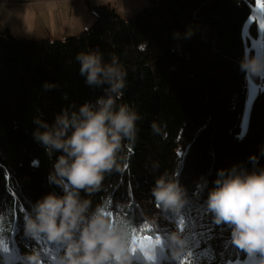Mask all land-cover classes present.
Listing matches in <instances>:
<instances>
[{
	"label": "trees",
	"instance_id": "16d2710c",
	"mask_svg": "<svg viewBox=\"0 0 264 264\" xmlns=\"http://www.w3.org/2000/svg\"><path fill=\"white\" fill-rule=\"evenodd\" d=\"M150 2L130 19L110 4L95 6V23L77 37L24 40L0 31V250L10 243L13 225L26 233L25 215L37 200L63 195L49 179L60 153L49 157L34 139V119L52 124L64 108L102 95L85 84L75 59L99 49L106 62L117 56L126 69L117 103L128 104L140 119L135 140L122 141V171L106 173L91 195L81 191L91 201L89 212L100 206L113 220L124 219L132 238L158 235L167 247L168 235L179 230L186 245L174 264H225L247 254L206 202L220 169L264 168V88L247 129L241 128L248 84L240 69L248 51L243 28L256 0ZM188 29L192 35L185 38ZM45 83L55 87L46 90ZM165 172L185 190L179 213L157 207L152 196ZM55 242L62 244L51 241L53 247Z\"/></svg>",
	"mask_w": 264,
	"mask_h": 264
},
{
	"label": "clouds",
	"instance_id": "9594fccd",
	"mask_svg": "<svg viewBox=\"0 0 264 264\" xmlns=\"http://www.w3.org/2000/svg\"><path fill=\"white\" fill-rule=\"evenodd\" d=\"M173 35L179 38L180 33ZM184 35L189 38L191 29ZM75 59L85 84L99 88L102 95L78 108H64L52 124L34 119V139L49 157L60 153L49 179L61 187L63 195L51 192L37 200L25 216V232L61 242L64 247L57 264H132L136 251L129 224L124 219L113 220L100 206L89 212L91 201L80 193L91 195L101 188L106 173L122 171L118 153L122 141L135 140L140 116L128 104L117 103L124 96L127 77L117 56L106 62L99 49H90ZM240 69L251 76L264 74V52L245 53ZM52 87L44 84L46 90ZM152 128L159 131L156 124ZM250 160L255 162L257 157ZM151 191L157 207L165 210L179 213L186 202L185 190L174 173L160 175ZM206 203L215 222L231 228L233 244L249 255L264 254V168L248 171L233 165L220 169ZM167 242L173 256L185 249L186 240L179 230L171 232ZM24 259L25 264H43L36 249ZM257 264H264V259Z\"/></svg>",
	"mask_w": 264,
	"mask_h": 264
},
{
	"label": "rangeland",
	"instance_id": "374dc122",
	"mask_svg": "<svg viewBox=\"0 0 264 264\" xmlns=\"http://www.w3.org/2000/svg\"><path fill=\"white\" fill-rule=\"evenodd\" d=\"M20 1V0H19ZM22 1V0H21ZM27 1V0H23ZM33 8L25 7V10H12L9 13L5 25L1 28L10 29V34L17 39H64L79 35L83 31L91 28L96 21V17L91 11L93 6L86 7L87 0H78L79 2L68 0H29ZM118 1L117 13L123 19H130L134 15L133 6H139L140 10L145 7H151L150 0H116ZM144 1V3H143ZM83 3L85 7H82ZM90 4L91 1H90ZM115 4V3H114ZM94 9V7H93ZM95 10V9H94ZM243 39L248 49L247 53L256 51L264 52V12L261 11L259 4L255 2L251 6V11L243 28ZM264 78V74H261ZM257 82L250 78V83L246 84L245 106L241 116V128L247 129L249 113L253 101L261 92ZM27 215V213H26ZM25 215V216H26ZM18 230V227L12 229L10 243L0 250V264H25V254L28 251L36 249L40 252L43 264H57L58 256L63 251V244L55 242L57 247L51 245V241L44 235H27ZM18 234L23 235V240L17 238ZM162 240L157 244L153 251L150 249L147 253L138 249L133 254L132 264H174L175 256L172 255L171 246L167 247ZM27 251V252H24ZM155 256L157 260L150 262L149 257ZM248 254L243 256L247 257ZM241 257V258H243ZM254 262L264 259L259 252L254 254ZM233 259H227L225 264Z\"/></svg>",
	"mask_w": 264,
	"mask_h": 264
},
{
	"label": "crops",
	"instance_id": "0c3cea01",
	"mask_svg": "<svg viewBox=\"0 0 264 264\" xmlns=\"http://www.w3.org/2000/svg\"><path fill=\"white\" fill-rule=\"evenodd\" d=\"M69 2H73V1H76V2H79L78 0H68ZM91 1L92 3V6L95 7V6H98V5H101V4H110L114 10H116L118 8V1L116 0H87V3H86V7L89 8L90 10V7L89 4ZM115 3V4H114ZM144 3V1H143ZM80 5L82 7H85V5H83V3H80ZM0 6H12L14 7V10H25L26 8L25 7H28V8H33L30 1L27 0V1H19V0H0ZM132 9L134 10L133 13H135L137 10H140V7L139 6H133L132 5ZM117 12V10H116ZM12 15V13H9V15ZM1 18H0V31L4 30V28H1ZM9 32H10V29L8 28Z\"/></svg>",
	"mask_w": 264,
	"mask_h": 264
},
{
	"label": "snow or ice",
	"instance_id": "6c2138e0",
	"mask_svg": "<svg viewBox=\"0 0 264 264\" xmlns=\"http://www.w3.org/2000/svg\"><path fill=\"white\" fill-rule=\"evenodd\" d=\"M256 2L259 4L261 11L264 12V0H256ZM132 242L134 252L140 249L147 253L155 245L160 243V237L156 235L155 239H153L151 236L146 234H141L140 236L134 235L132 238ZM149 258L151 259L152 256H150Z\"/></svg>",
	"mask_w": 264,
	"mask_h": 264
},
{
	"label": "bare ground",
	"instance_id": "6f19581e",
	"mask_svg": "<svg viewBox=\"0 0 264 264\" xmlns=\"http://www.w3.org/2000/svg\"><path fill=\"white\" fill-rule=\"evenodd\" d=\"M14 10L12 6H0V18L2 20L1 25L4 26L7 18L9 17V12ZM248 254V253H247ZM254 255H249L247 257L240 258L238 260H230L227 264H252L254 262ZM256 264V263H255Z\"/></svg>",
	"mask_w": 264,
	"mask_h": 264
},
{
	"label": "built area",
	"instance_id": "2783aa9c",
	"mask_svg": "<svg viewBox=\"0 0 264 264\" xmlns=\"http://www.w3.org/2000/svg\"><path fill=\"white\" fill-rule=\"evenodd\" d=\"M91 6H92V4H91ZM91 11H93V13H95V10L93 9V7L91 8ZM250 78H253L255 80V82L259 83L258 87L260 89L264 88V78L261 75H259V76H251V75L246 74L245 82L246 83H250Z\"/></svg>",
	"mask_w": 264,
	"mask_h": 264
}]
</instances>
